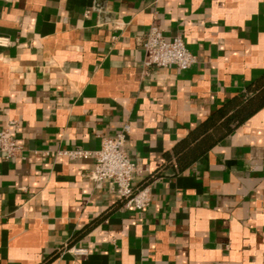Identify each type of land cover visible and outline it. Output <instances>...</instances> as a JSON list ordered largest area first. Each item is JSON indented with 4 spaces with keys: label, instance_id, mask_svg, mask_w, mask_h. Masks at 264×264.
<instances>
[{
    "label": "crops",
    "instance_id": "1",
    "mask_svg": "<svg viewBox=\"0 0 264 264\" xmlns=\"http://www.w3.org/2000/svg\"><path fill=\"white\" fill-rule=\"evenodd\" d=\"M154 23L191 68L145 66ZM0 37V125L25 147L0 152V264H264V104L193 137L264 92V0H0ZM126 124L141 211L58 155Z\"/></svg>",
    "mask_w": 264,
    "mask_h": 264
},
{
    "label": "built area",
    "instance_id": "2",
    "mask_svg": "<svg viewBox=\"0 0 264 264\" xmlns=\"http://www.w3.org/2000/svg\"><path fill=\"white\" fill-rule=\"evenodd\" d=\"M6 38L0 37V44H6ZM146 51L145 66L169 67L176 66L181 70L191 68L197 62V56L191 52L182 36L166 38L158 24H152L143 41ZM18 121L10 122L8 126L0 125V152L5 159H13L22 155L24 145L14 136L12 128ZM131 131L129 124L113 136H104L99 150L90 151L83 148L66 149L58 152L59 156L70 160L95 158L94 169L89 177L99 183L109 182L114 192L124 200L126 208L146 209L152 200L149 186L136 188L134 177L137 164L127 152L128 136ZM76 255L88 254L86 247H73Z\"/></svg>",
    "mask_w": 264,
    "mask_h": 264
},
{
    "label": "trees",
    "instance_id": "3",
    "mask_svg": "<svg viewBox=\"0 0 264 264\" xmlns=\"http://www.w3.org/2000/svg\"><path fill=\"white\" fill-rule=\"evenodd\" d=\"M263 104L264 92L257 95L254 101L252 99L250 102H246L245 104L243 101L233 99L216 111L206 122L201 124V126L194 131L193 137L195 138L199 134H203L205 137L203 138L202 145L210 147L215 141H217V139H219L217 135L219 136L221 132H230L235 125L239 124ZM215 131L218 132L217 135L216 133H213ZM213 134L217 138L214 137Z\"/></svg>",
    "mask_w": 264,
    "mask_h": 264
}]
</instances>
